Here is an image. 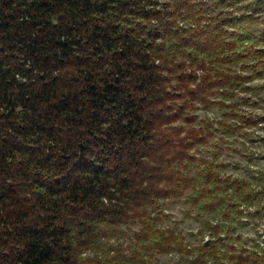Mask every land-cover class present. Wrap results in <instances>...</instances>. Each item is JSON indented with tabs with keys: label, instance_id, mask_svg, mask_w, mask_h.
Here are the masks:
<instances>
[{
	"label": "trees",
	"instance_id": "trees-1",
	"mask_svg": "<svg viewBox=\"0 0 264 264\" xmlns=\"http://www.w3.org/2000/svg\"><path fill=\"white\" fill-rule=\"evenodd\" d=\"M261 3L0 0V264H264Z\"/></svg>",
	"mask_w": 264,
	"mask_h": 264
},
{
	"label": "rangeland",
	"instance_id": "rangeland-1",
	"mask_svg": "<svg viewBox=\"0 0 264 264\" xmlns=\"http://www.w3.org/2000/svg\"><path fill=\"white\" fill-rule=\"evenodd\" d=\"M260 18H264V0H262L261 3V8H260ZM258 134L260 137H264V129L259 130ZM253 151H257L260 153L262 156L256 161L252 163H248L247 161L239 158V155L232 153L231 156L226 157L227 161L230 163L234 162L237 163V166H228L225 170L224 173L228 175H233V176H241V177H248V172H250V169H257V168H262L264 169V141H259L257 142L253 148ZM181 208H183L182 205H173L167 207V211L170 212L174 218V220H179L181 216ZM197 228V225L191 221V220H185L183 223H180L179 229L188 232V231H195ZM245 234L248 236L252 235L251 229H246ZM167 260V258H165Z\"/></svg>",
	"mask_w": 264,
	"mask_h": 264
}]
</instances>
